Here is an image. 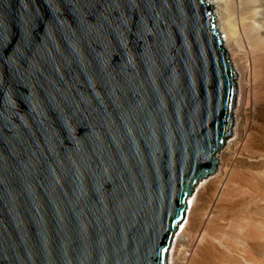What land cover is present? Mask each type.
Here are the masks:
<instances>
[{"label": "water", "instance_id": "water-1", "mask_svg": "<svg viewBox=\"0 0 264 264\" xmlns=\"http://www.w3.org/2000/svg\"><path fill=\"white\" fill-rule=\"evenodd\" d=\"M204 0H0V264H167L231 134Z\"/></svg>", "mask_w": 264, "mask_h": 264}, {"label": "bare ground", "instance_id": "bare-ground-1", "mask_svg": "<svg viewBox=\"0 0 264 264\" xmlns=\"http://www.w3.org/2000/svg\"><path fill=\"white\" fill-rule=\"evenodd\" d=\"M237 72L230 138L188 196L167 264H264V0H204Z\"/></svg>", "mask_w": 264, "mask_h": 264}, {"label": "rangeland", "instance_id": "rangeland-1", "mask_svg": "<svg viewBox=\"0 0 264 264\" xmlns=\"http://www.w3.org/2000/svg\"><path fill=\"white\" fill-rule=\"evenodd\" d=\"M228 138H230V136H229ZM228 138H227V139H228Z\"/></svg>", "mask_w": 264, "mask_h": 264}]
</instances>
